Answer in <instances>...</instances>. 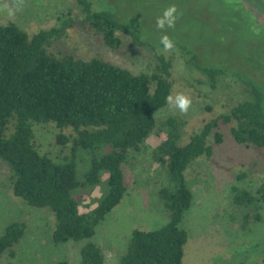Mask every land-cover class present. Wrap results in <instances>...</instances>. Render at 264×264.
<instances>
[{
    "label": "trees",
    "instance_id": "obj_1",
    "mask_svg": "<svg viewBox=\"0 0 264 264\" xmlns=\"http://www.w3.org/2000/svg\"><path fill=\"white\" fill-rule=\"evenodd\" d=\"M74 5L78 9L76 23L67 9L56 16L54 25L32 35L10 21L0 25V161L8 168L11 192L25 204L52 213V244L83 240L78 264H103L100 249L89 238L125 193L121 164L128 151H137L153 132L156 136L150 142V159L166 176L167 183L158 190V197L168 220L152 230H131L117 264H181L187 233L180 225L191 205L184 170L195 158L210 157L208 138L212 136L215 144L221 141L219 124H230L228 131L237 144L264 148V84L257 78L245 80L237 75L246 84L242 96L181 144L182 117L167 116L155 129L153 113L166 104L172 85L171 62L164 55H156L157 62L148 72L132 73L99 57L84 60L46 50L52 40L77 24L110 50L121 45L119 32H129L128 24L122 21L127 15H120L112 0H74ZM260 5L264 8V0ZM230 7L233 9L234 4ZM243 15L240 8L224 18L233 21L232 29L246 26L249 39L257 46L254 41L262 39L264 28L250 31ZM204 26L193 27L198 31L196 41L203 35ZM169 38L180 49L183 63L201 70L213 87L221 76L217 66L225 65L230 58L198 62L196 52L184 39ZM156 42L162 46L160 38ZM247 50L244 55L250 61L247 59L246 65L253 63L254 69H264L258 53ZM231 53L228 57L234 58L237 68L242 57L237 59ZM40 123H51L58 129L55 141L59 146L69 143L62 162L40 154L33 145L32 125ZM64 129L69 130L68 135L62 133ZM83 152L89 160L79 183L75 179V157L77 153L83 156ZM97 186L99 195L90 197ZM230 199L236 207L239 230H248L249 225L261 221L264 180L254 191L231 186ZM24 230L25 223L18 220L4 227L0 258L4 253L13 257L12 247ZM56 264L68 263L60 260Z\"/></svg>",
    "mask_w": 264,
    "mask_h": 264
},
{
    "label": "rangeland",
    "instance_id": "obj_2",
    "mask_svg": "<svg viewBox=\"0 0 264 264\" xmlns=\"http://www.w3.org/2000/svg\"><path fill=\"white\" fill-rule=\"evenodd\" d=\"M112 1L120 15H127L122 21L132 29L128 27L129 32H119L121 45L118 49L110 50L98 43L77 24L68 28L60 38L52 40L46 50L84 60L99 57L132 73L148 72L157 62L156 55H164L171 62L169 96L173 99L170 102L166 99V104L153 113L155 129L167 116L182 117L185 124L181 144L205 122L229 110L242 96L246 84L237 75L245 80L247 77L257 78L264 84V69H254L253 63L247 66L246 62L250 60L244 55L246 49L255 50L261 57V66L264 65V35L254 41L258 43L255 46L252 38L249 39V32L246 33V26L232 29L233 21L224 18L231 13L227 3L220 0ZM5 5L14 10L13 15H8ZM170 6L176 8L174 27L170 28L166 22L164 28H158L157 19L163 17L165 9ZM67 9L76 23L78 9L74 0H0V25L10 21L32 35L54 25L56 16ZM252 21L250 18V31L257 28ZM202 23L205 24L203 35L196 41L198 31L193 27L200 28ZM132 31L133 35L130 34ZM164 35L184 39L196 52L198 62L230 58L225 65L217 66L221 69V76L213 87H210L208 77L201 70L190 63H183L179 48L175 46L173 50L165 51L163 45L158 46L157 39ZM231 51L237 59L242 57V63L237 68L234 58L228 57L232 55ZM178 94L191 99L186 113L177 106ZM229 125L219 124L217 131L221 134V141L218 144L213 142L212 136L208 138L212 147L210 157L199 156L184 170L191 205L180 225L187 233L181 264H264V205L261 204L259 210L261 221L249 225L248 230H239L236 207L230 199L231 186L254 191L264 180V148L237 144L228 131ZM58 132L51 123L33 124L32 141L40 154L62 162L68 155L69 143L59 146L55 141ZM62 133L68 135L69 130L64 129ZM154 136L152 132L137 151H128L126 160L121 164L125 193L94 227V233L89 238L100 249L103 264H117L131 230H152L168 220L158 197V190L167 183L166 176L150 159V142ZM82 154L77 153L75 157V179L79 183L83 180L89 160L87 153ZM8 177V168L0 161V234L9 222L17 220L25 223V230L12 247L13 257L2 254L0 264H56L60 260L78 264L79 249L84 241L52 244V213L47 208L31 207L13 196ZM100 191L97 186L89 196H98Z\"/></svg>",
    "mask_w": 264,
    "mask_h": 264
},
{
    "label": "clouds",
    "instance_id": "obj_3",
    "mask_svg": "<svg viewBox=\"0 0 264 264\" xmlns=\"http://www.w3.org/2000/svg\"><path fill=\"white\" fill-rule=\"evenodd\" d=\"M4 7L7 9L9 16L14 14L13 9L8 8L7 5H5ZM175 12H176L175 6H170L167 9H165L163 17L157 19V27L164 28L166 22L170 28L174 27L175 19H176V17L174 16ZM160 43L163 45L165 51H171L175 47L173 41L167 35L161 37ZM172 99H173L172 96L167 97L168 102H170ZM176 101L180 111L186 113L191 105V99L183 94H178L176 96Z\"/></svg>",
    "mask_w": 264,
    "mask_h": 264
},
{
    "label": "flooded vegetation",
    "instance_id": "obj_4",
    "mask_svg": "<svg viewBox=\"0 0 264 264\" xmlns=\"http://www.w3.org/2000/svg\"><path fill=\"white\" fill-rule=\"evenodd\" d=\"M221 1L227 3L228 5L234 4V8L233 9L231 8V10L233 11L236 9L239 10L241 8L242 13L244 14L243 17L245 21L247 19V22L249 23V19L251 18L253 19L252 22L255 23L256 27L264 28V8L262 7V5H260V3H262V0H260L261 2L259 0H221ZM239 16L241 15L239 14Z\"/></svg>",
    "mask_w": 264,
    "mask_h": 264
}]
</instances>
